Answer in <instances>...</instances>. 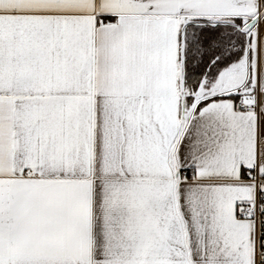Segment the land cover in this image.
<instances>
[{
	"label": "snow or ice",
	"instance_id": "1",
	"mask_svg": "<svg viewBox=\"0 0 264 264\" xmlns=\"http://www.w3.org/2000/svg\"><path fill=\"white\" fill-rule=\"evenodd\" d=\"M0 264H264V0H0Z\"/></svg>",
	"mask_w": 264,
	"mask_h": 264
}]
</instances>
